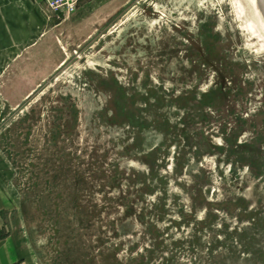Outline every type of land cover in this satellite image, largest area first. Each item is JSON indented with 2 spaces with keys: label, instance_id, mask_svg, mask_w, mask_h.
Wrapping results in <instances>:
<instances>
[{
  "label": "rangeland",
  "instance_id": "374dc122",
  "mask_svg": "<svg viewBox=\"0 0 264 264\" xmlns=\"http://www.w3.org/2000/svg\"><path fill=\"white\" fill-rule=\"evenodd\" d=\"M23 1L0 0V235L37 264H264V0Z\"/></svg>",
  "mask_w": 264,
  "mask_h": 264
},
{
  "label": "crops",
  "instance_id": "0c3cea01",
  "mask_svg": "<svg viewBox=\"0 0 264 264\" xmlns=\"http://www.w3.org/2000/svg\"><path fill=\"white\" fill-rule=\"evenodd\" d=\"M14 2L12 9L17 4L19 10L26 7V2L22 0H11ZM7 2V1H6ZM10 2L8 1L7 4ZM6 189L0 182V218L6 212ZM0 224V231H2ZM0 264H37L34 260L33 252L25 238V235L19 231L0 235Z\"/></svg>",
  "mask_w": 264,
  "mask_h": 264
},
{
  "label": "built area",
  "instance_id": "2783aa9c",
  "mask_svg": "<svg viewBox=\"0 0 264 264\" xmlns=\"http://www.w3.org/2000/svg\"><path fill=\"white\" fill-rule=\"evenodd\" d=\"M44 5L49 11L68 17L72 15L79 4L80 0H37Z\"/></svg>",
  "mask_w": 264,
  "mask_h": 264
}]
</instances>
